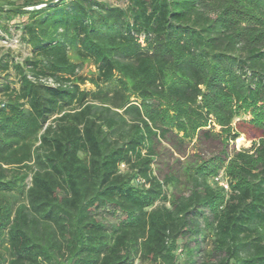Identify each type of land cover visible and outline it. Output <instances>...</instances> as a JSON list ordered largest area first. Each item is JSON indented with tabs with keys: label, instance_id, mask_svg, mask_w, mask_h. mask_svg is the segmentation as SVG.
<instances>
[{
	"label": "trees",
	"instance_id": "trees-1",
	"mask_svg": "<svg viewBox=\"0 0 264 264\" xmlns=\"http://www.w3.org/2000/svg\"><path fill=\"white\" fill-rule=\"evenodd\" d=\"M116 1L0 3L25 7L0 12L28 13L30 48L0 60L17 76L0 83V264H264V0ZM242 134L254 153L228 150ZM213 135L186 190L157 174L164 141Z\"/></svg>",
	"mask_w": 264,
	"mask_h": 264
},
{
	"label": "rangeland",
	"instance_id": "rangeland-1",
	"mask_svg": "<svg viewBox=\"0 0 264 264\" xmlns=\"http://www.w3.org/2000/svg\"><path fill=\"white\" fill-rule=\"evenodd\" d=\"M48 1V0H41ZM56 1V0H55ZM112 3H117L116 0H109ZM15 3L22 5L24 0H0V3ZM31 9L32 6L26 7ZM28 19V13H10L0 12V60H9L10 63L22 62L23 59L29 54L30 48L23 41V24ZM94 71V66L90 62H86L83 67L84 73ZM17 76L14 70L2 71L0 69V83L6 81L16 82ZM16 86V84L14 83ZM90 88L91 85L87 84ZM1 96V93H0ZM248 118V117H247ZM250 118V117H249ZM219 130L218 127L214 129V132ZM254 140L248 139L245 135H241L236 141L230 142L228 150L232 151L234 148L237 150H250L252 149ZM243 141V142H242ZM223 145L217 136L212 138H201L200 140L194 139L193 141H186L184 144H169L163 142L160 146L161 156L158 162L155 164L157 174L163 178L167 174H175L179 177L181 184L178 187V191L186 190V179L184 176V167L194 161L209 160L210 158L217 156L222 152ZM254 153L253 150L249 151ZM229 160H225L222 164H219L218 172L213 177L212 183L215 186H223L219 181H216V177L220 176L223 181L229 183V176L227 175V164ZM171 192L174 190L171 188ZM107 220L114 221V217L110 214L104 215Z\"/></svg>",
	"mask_w": 264,
	"mask_h": 264
},
{
	"label": "built area",
	"instance_id": "built-area-1",
	"mask_svg": "<svg viewBox=\"0 0 264 264\" xmlns=\"http://www.w3.org/2000/svg\"><path fill=\"white\" fill-rule=\"evenodd\" d=\"M215 179H216V181H219V182H220V184L223 186V188H224L226 191L229 190L230 186H229V183H228L226 180L223 181V180L221 179L220 176H217Z\"/></svg>",
	"mask_w": 264,
	"mask_h": 264
},
{
	"label": "water",
	"instance_id": "water-1",
	"mask_svg": "<svg viewBox=\"0 0 264 264\" xmlns=\"http://www.w3.org/2000/svg\"><path fill=\"white\" fill-rule=\"evenodd\" d=\"M51 3H53V2H50L47 4H51ZM47 4H40V5H37V7H42V6L47 5ZM0 6L5 7V8H12V9H23V8H25L24 6H9V5H1V4H0Z\"/></svg>",
	"mask_w": 264,
	"mask_h": 264
},
{
	"label": "bare ground",
	"instance_id": "bare-ground-1",
	"mask_svg": "<svg viewBox=\"0 0 264 264\" xmlns=\"http://www.w3.org/2000/svg\"><path fill=\"white\" fill-rule=\"evenodd\" d=\"M243 142V141H242Z\"/></svg>",
	"mask_w": 264,
	"mask_h": 264
}]
</instances>
